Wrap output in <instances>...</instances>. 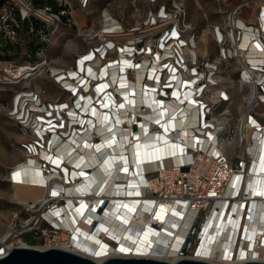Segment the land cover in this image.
Instances as JSON below:
<instances>
[{"label":"built area","instance_id":"2783aa9c","mask_svg":"<svg viewBox=\"0 0 264 264\" xmlns=\"http://www.w3.org/2000/svg\"><path fill=\"white\" fill-rule=\"evenodd\" d=\"M89 1L0 0V38L15 45L22 30L26 36L34 35L37 57L30 62L26 55L16 62L0 55V93L12 95L9 102L0 103V112L24 138L20 143L24 159L9 169L5 180L12 187L25 185L16 178L31 165L45 182L32 185L45 190L47 199L17 200L21 209L13 212L0 238V258L8 253V245L70 249L73 229L62 225L70 201L80 212L77 223L96 236L99 248L119 246L113 231L102 229L108 228L106 210L115 206L123 216L132 206L146 212L145 224L133 213L140 226H127L125 232L136 238L147 228L157 237L169 231L170 237L165 233L167 240L161 243L164 250L178 244L176 259H197L211 229L208 224L228 212V219L237 221L233 242L225 241L227 248L232 242L231 261L235 262L234 256L248 241L245 223L252 217L251 207L257 209L259 204L248 180L264 166V0H216L222 21L209 28L219 48L214 60L201 59L195 34H187L183 0H148L157 8L149 12L143 26L125 29L103 10L96 33L77 27L79 34L87 30L84 36L95 38L94 43L89 42L70 68L54 66L49 54L58 33L71 28L75 10L85 9ZM246 10H251V18L245 19ZM104 14L119 24L121 36H102ZM229 61L236 65L240 89H248L235 131L228 126V108L219 110L231 101L218 77L220 65ZM43 72L53 78L63 98L46 102L31 89V82ZM122 83L130 86L128 102L121 97ZM170 121L179 126L168 132ZM180 121L188 124L189 135H177L183 131ZM103 122L110 126L103 127ZM165 131L178 147L177 160L171 156L160 166L137 172L132 164L133 143L138 145L151 132L162 137ZM230 145L237 149L232 156L227 152ZM105 164L114 170L115 180L104 179L97 189L98 180L92 176ZM21 165L25 166L20 170ZM132 173L142 180L132 181ZM112 187L118 194L109 195ZM130 190L136 192L132 201ZM85 203L88 206L82 207ZM57 209L62 221L53 214ZM158 214H164L165 222L173 217L177 228L164 230L166 224Z\"/></svg>","mask_w":264,"mask_h":264},{"label":"bare ground","instance_id":"6f19581e","mask_svg":"<svg viewBox=\"0 0 264 264\" xmlns=\"http://www.w3.org/2000/svg\"><path fill=\"white\" fill-rule=\"evenodd\" d=\"M104 28L105 30L102 32L103 37H110V36H121L122 30L118 23H116L109 14H104ZM133 34L135 32L133 31ZM139 86V85H138ZM122 89H121V97H125V101L128 102V95L130 93L129 91V84L122 83ZM140 90V89H138ZM141 92V91H140ZM254 98V97H253ZM135 100H133L134 102ZM150 100H146L147 107L149 110L153 107L149 106ZM112 109V107H111ZM126 109V106H125ZM116 110V117L118 114V110ZM119 119V117H117ZM166 131L169 129H175L179 126V124L166 122ZM103 127L110 126L109 123L103 122ZM150 125V124H149ZM180 125L182 126L183 131L176 132L178 136L182 137V132H185V135H189L190 133L187 131L188 124L185 125L183 121H180ZM186 129V130H185ZM163 132L162 137L156 136L155 132L149 133L147 136H145L138 145L133 143L131 156H132V164L135 170L138 172V170L141 169H153L157 166H160L161 164L165 163L164 159L174 156L173 158L177 160L176 155L178 153V147L177 145H174L170 140L167 139V132ZM169 132V131H168ZM179 137V138H180ZM109 146V145H108ZM107 146V147H108ZM87 154V152H85ZM260 153V151H259ZM261 153H264L262 151ZM67 156V155H66ZM260 155L258 154V157ZM68 157V156H67ZM94 159V158H93ZM92 159V160H93ZM95 162H97V159L93 161L94 165ZM88 164H85L84 166H87ZM25 165H21L18 167V169L21 170V168H24ZM96 166V165H95ZM102 168H98L94 175L92 176V179L94 181H97V189L102 188L104 179H107V181L115 180V177H112V171L109 164H105L104 166H101ZM255 172V170H254ZM261 173V174H260ZM80 173H74L75 176L79 177ZM117 178V177H116ZM119 178V177H118ZM18 180H23L25 182V185H22L24 187L34 188L41 190L42 193L45 195V190L35 188L32 185V182L35 184H44L45 182L41 179V173L37 169H34L33 166L29 165L28 170L25 172H21L18 177L16 178ZM140 180L141 177L138 178L135 177L132 173L131 180ZM121 180V179H120ZM142 180V179H141ZM88 181H86L87 183ZM248 188L252 189L251 195L254 196V199H256V202L259 201V204H257V209H252V217H250L249 221L245 223V236L247 238V242L244 243L241 250H239V253L234 256L236 258L235 262L231 261V243L233 242V238L235 237V228L237 227V221L233 218L232 221L228 219L229 213L225 212L224 214H221L215 222H211L209 224H214V227L208 226L209 230L205 233V237L203 239V244L201 245L200 249L198 250L197 254L198 260H203L207 262L217 263V264H230V262L233 263H243L246 261H264V254L261 255V251L264 250V244L261 243V238L264 237V166H262V169L259 171L258 176H255L253 173L249 180H248ZM113 188V187H112ZM95 192V191H94ZM70 193V192H69ZM68 193V194H69ZM136 192L130 190L127 194L130 195V200L133 199V194ZM15 197L21 198L26 200L29 197L36 196L34 193H23L22 191H19L17 188L15 189ZM112 194H118L117 187H114L110 190L109 195ZM39 197L32 202L36 201H45L47 202V199L44 197ZM19 202H25L20 201ZM26 203V202H25ZM261 203V204H260ZM84 205L88 206V204H82V207ZM96 210V208H95ZM234 211V208L232 209ZM58 213H60V210L53 211L54 216H58ZM65 213V222H63V226H65L67 229L70 230L73 229L74 237L71 240L70 243V249L66 248L68 251H72L74 253H78L84 256H87L93 260L101 261L102 259H105L106 257L110 256H119V257H145V258H153V259H159V260H167V261H174L176 260L175 255L177 251V245H173V247L168 248L164 250L161 241L164 239L167 240L170 234L168 229L172 230L177 226V220H174L173 217L168 218L169 220L167 222L166 219H164V214H158V219L164 222L167 232H162L163 235L161 236H155L154 233L147 228L143 234H141V237L135 238L130 233H126L127 226H130V228L134 226H140L136 224V220L134 217H132L131 214L134 213L133 216L138 215L140 218L139 223L141 225L145 224L144 217L146 215V212H137V209L133 208L132 206L128 208V213L125 212V214L122 216L121 212H118L116 210L115 206L110 207L105 212V223L108 224V228L106 226L102 227V229L111 230L114 233L115 240L119 243L118 248L116 247H105L102 246L99 248V240L96 238V236L89 235V229L82 225V223H77V220L80 215V212L74 208V204L68 201V210L64 211ZM56 214V215H55ZM117 214V215H116ZM132 217V218H131ZM230 218V217H229ZM62 219L58 216V220ZM131 220L133 223H131ZM229 220V221H228ZM61 223V222H60ZM129 223V224H128ZM77 224V225H76ZM106 224V225H107ZM177 228V227H176ZM228 228H232L233 230L230 231ZM165 233H168L167 238L165 237ZM183 234V233H182ZM178 236H181L179 233ZM232 242L229 244V248L226 246L227 241ZM226 241V242H225ZM160 242V243H159ZM262 245V246H261ZM25 246V245H20ZM253 246H256L258 251L254 249ZM259 246V247H258ZM206 247V248H205ZM217 247V248H216ZM7 250L13 249L14 246L8 245ZM38 249H43L41 247H35ZM260 249V250H259ZM107 250V252H105ZM219 250V251H218ZM219 252L216 254V252ZM109 252V253H108Z\"/></svg>","mask_w":264,"mask_h":264},{"label":"rangeland","instance_id":"374dc122","mask_svg":"<svg viewBox=\"0 0 264 264\" xmlns=\"http://www.w3.org/2000/svg\"><path fill=\"white\" fill-rule=\"evenodd\" d=\"M183 4L186 12L184 19V24L187 26L186 32L195 34L197 50L201 59H216L219 48L215 44L209 28L221 23L222 19L219 13L221 5L216 0H183ZM156 8L157 4L150 3L148 0H90L85 9L75 10L71 19L73 23L71 28L60 30L49 58L52 59L53 65L56 67L68 69L73 66L75 57L86 51L89 42L94 43L95 41V38L90 40V37L84 36L87 30L79 34L76 28L82 27L96 33L100 28L103 10H107L113 18L121 23L123 28L131 29L143 26L149 12L155 11ZM243 13L245 19L251 18V10H246ZM63 24L67 25L65 19ZM61 32L63 34H60ZM35 44L34 35L21 34L15 45L1 37L0 55L5 54L2 57L11 56L17 61L28 55V61L33 62L37 58ZM8 48L11 51H8ZM237 76L234 61L224 62L220 65L218 77L228 89L231 101L229 104L219 106V110L228 108V126L234 131L244 106L243 98L248 93L247 88L240 89ZM31 89L38 91L41 94V99L46 102H54L58 97L63 98L59 87L47 72H43L31 82ZM11 96L10 93H0V103L9 102ZM21 141H24V138L21 136L20 129L4 113L0 112V238L7 231L13 212L21 209L17 203L19 199H16L14 194L15 188L5 180L9 169L24 159L20 146ZM236 150L234 145L227 146V152L231 156L236 153ZM15 187L23 193L32 192L23 186ZM36 195L43 197L44 194L38 192ZM23 238L33 243L29 235H25ZM33 245L36 246L35 243Z\"/></svg>","mask_w":264,"mask_h":264},{"label":"water","instance_id":"95a60500","mask_svg":"<svg viewBox=\"0 0 264 264\" xmlns=\"http://www.w3.org/2000/svg\"><path fill=\"white\" fill-rule=\"evenodd\" d=\"M0 264H217L198 259H176L174 261L159 260L145 257L111 256L101 261L72 251L35 247H15L0 258ZM234 264H264V261H246Z\"/></svg>","mask_w":264,"mask_h":264},{"label":"crops","instance_id":"0c3cea01","mask_svg":"<svg viewBox=\"0 0 264 264\" xmlns=\"http://www.w3.org/2000/svg\"><path fill=\"white\" fill-rule=\"evenodd\" d=\"M13 188H15L16 189V187H14L13 186ZM21 188V187H20ZM23 188H27V189H30V190H32V192L31 193H34L35 195H36V193H38V192H41L42 193V191L41 190H38V189H34V188H29V187H24L23 186ZM15 192V191H14ZM37 198H39L37 195L36 196H33V197H29V198H27L26 200H24V199H21V198H17V199H19L20 201H33V200H35V199H37Z\"/></svg>","mask_w":264,"mask_h":264},{"label":"trees","instance_id":"16d2710c","mask_svg":"<svg viewBox=\"0 0 264 264\" xmlns=\"http://www.w3.org/2000/svg\"><path fill=\"white\" fill-rule=\"evenodd\" d=\"M40 4V3H39ZM38 4V5H39ZM21 34H24V32H23V30L21 31ZM8 49H10V48H8ZM6 59H10V60H15L16 62H19V61H17L16 59H13V58H11V56L9 57V56H7V57H5Z\"/></svg>","mask_w":264,"mask_h":264},{"label":"flooded vegetation","instance_id":"af4514ba","mask_svg":"<svg viewBox=\"0 0 264 264\" xmlns=\"http://www.w3.org/2000/svg\"><path fill=\"white\" fill-rule=\"evenodd\" d=\"M253 247H254V249H255V250H257V251H258V249L256 248V246H253ZM258 247H259V246H258ZM216 248H217V247H216ZM259 250H260V249H259ZM261 252H262V253H261V255H260V256H262V254H264V250H262Z\"/></svg>","mask_w":264,"mask_h":264}]
</instances>
